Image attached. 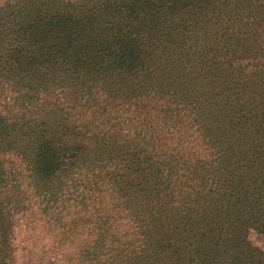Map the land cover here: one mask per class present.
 Returning a JSON list of instances; mask_svg holds the SVG:
<instances>
[{"label": "trees", "instance_id": "16d2710c", "mask_svg": "<svg viewBox=\"0 0 264 264\" xmlns=\"http://www.w3.org/2000/svg\"><path fill=\"white\" fill-rule=\"evenodd\" d=\"M25 221L75 264H264V0H0V264Z\"/></svg>", "mask_w": 264, "mask_h": 264}, {"label": "rangeland", "instance_id": "374dc122", "mask_svg": "<svg viewBox=\"0 0 264 264\" xmlns=\"http://www.w3.org/2000/svg\"><path fill=\"white\" fill-rule=\"evenodd\" d=\"M37 223L25 221L17 227L15 264H75L69 259L76 251L75 245L60 242L56 226ZM248 239L264 252V235L250 231Z\"/></svg>", "mask_w": 264, "mask_h": 264}]
</instances>
